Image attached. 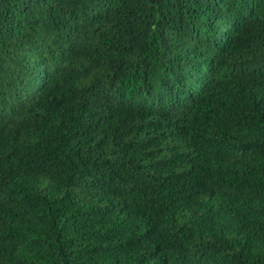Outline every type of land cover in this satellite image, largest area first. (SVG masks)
<instances>
[{
	"label": "trees",
	"instance_id": "16d2710c",
	"mask_svg": "<svg viewBox=\"0 0 264 264\" xmlns=\"http://www.w3.org/2000/svg\"><path fill=\"white\" fill-rule=\"evenodd\" d=\"M0 264H264V0H0Z\"/></svg>",
	"mask_w": 264,
	"mask_h": 264
}]
</instances>
